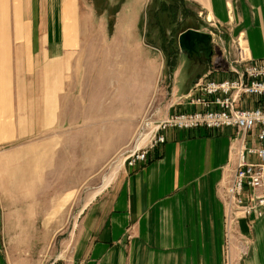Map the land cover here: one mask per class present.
Instances as JSON below:
<instances>
[{
    "label": "crops",
    "instance_id": "obj_1",
    "mask_svg": "<svg viewBox=\"0 0 264 264\" xmlns=\"http://www.w3.org/2000/svg\"><path fill=\"white\" fill-rule=\"evenodd\" d=\"M188 1L199 8L212 39L203 53L199 47L193 55L179 53L169 99L166 91L158 97L161 115L198 109L186 98L198 94V83L232 76L237 41L245 58L264 59V0ZM95 7L96 0H0V145L16 138V76L47 75L57 61L96 60L101 53L106 58L131 48L127 37L113 48L116 39L97 35ZM154 70L123 71L110 108L124 111L130 122L138 120L154 94ZM237 135L233 128L169 129L167 142L148 164L119 166L82 212L71 254L51 264H264V216L239 220L246 254L236 244L229 258L224 251L222 194L235 167ZM9 219L6 211L0 215V264H32L25 255L15 258L14 246L5 243L12 235ZM21 230L20 235L31 233Z\"/></svg>",
    "mask_w": 264,
    "mask_h": 264
},
{
    "label": "rangeland",
    "instance_id": "obj_2",
    "mask_svg": "<svg viewBox=\"0 0 264 264\" xmlns=\"http://www.w3.org/2000/svg\"><path fill=\"white\" fill-rule=\"evenodd\" d=\"M96 5L97 35L116 39L113 48L127 37L126 54L66 59L47 75L16 76V138L0 145V215L10 216L12 235L5 243L14 246L15 258L25 255L32 264L71 254L82 212L123 163L139 120L150 108L162 109L158 97L165 91L169 99L172 66L182 52L180 34L187 28L210 30L188 0H96ZM152 69L154 94L142 116L130 122L124 111L110 108L119 97L121 73L145 75ZM27 228L30 235H20Z\"/></svg>",
    "mask_w": 264,
    "mask_h": 264
},
{
    "label": "built area",
    "instance_id": "obj_3",
    "mask_svg": "<svg viewBox=\"0 0 264 264\" xmlns=\"http://www.w3.org/2000/svg\"><path fill=\"white\" fill-rule=\"evenodd\" d=\"M237 46L239 57L231 64L232 76L200 82L198 94L186 97L198 109L167 115H161L157 106L147 111L125 146L122 163L129 168L148 164L167 142L169 129H236L235 167L222 194L226 208L223 244L228 258L235 237L240 254L247 251L237 229L239 220L264 216V59H247L240 41Z\"/></svg>",
    "mask_w": 264,
    "mask_h": 264
},
{
    "label": "water",
    "instance_id": "obj_4",
    "mask_svg": "<svg viewBox=\"0 0 264 264\" xmlns=\"http://www.w3.org/2000/svg\"><path fill=\"white\" fill-rule=\"evenodd\" d=\"M211 39V35L207 32L195 28H188L180 34L179 44L182 53L193 55L197 52V47L200 44L204 46L200 49V53L205 52L211 43Z\"/></svg>",
    "mask_w": 264,
    "mask_h": 264
},
{
    "label": "flooded vegetation",
    "instance_id": "obj_5",
    "mask_svg": "<svg viewBox=\"0 0 264 264\" xmlns=\"http://www.w3.org/2000/svg\"><path fill=\"white\" fill-rule=\"evenodd\" d=\"M198 47H199L198 49H200V48H202V47H204V46L200 44ZM206 49H207V48H206Z\"/></svg>",
    "mask_w": 264,
    "mask_h": 264
},
{
    "label": "trees",
    "instance_id": "obj_6",
    "mask_svg": "<svg viewBox=\"0 0 264 264\" xmlns=\"http://www.w3.org/2000/svg\"><path fill=\"white\" fill-rule=\"evenodd\" d=\"M188 29V28H187Z\"/></svg>",
    "mask_w": 264,
    "mask_h": 264
}]
</instances>
